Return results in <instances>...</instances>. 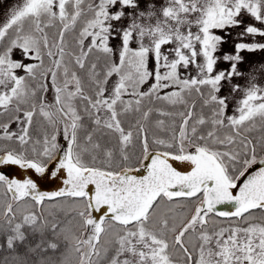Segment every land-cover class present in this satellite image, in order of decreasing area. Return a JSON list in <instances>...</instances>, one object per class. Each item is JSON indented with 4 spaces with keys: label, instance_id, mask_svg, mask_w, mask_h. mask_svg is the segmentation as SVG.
I'll return each mask as SVG.
<instances>
[{
    "label": "snow or ice",
    "instance_id": "obj_1",
    "mask_svg": "<svg viewBox=\"0 0 264 264\" xmlns=\"http://www.w3.org/2000/svg\"><path fill=\"white\" fill-rule=\"evenodd\" d=\"M241 25L234 53L218 55ZM247 36L264 38V0L11 4L0 21V165L66 178L46 192L0 174V264H264V84L253 74L264 64L232 83L245 76L241 53L264 51Z\"/></svg>",
    "mask_w": 264,
    "mask_h": 264
},
{
    "label": "rangeland",
    "instance_id": "obj_2",
    "mask_svg": "<svg viewBox=\"0 0 264 264\" xmlns=\"http://www.w3.org/2000/svg\"><path fill=\"white\" fill-rule=\"evenodd\" d=\"M14 2H19V0H0V21H2L4 19L5 13L8 11V8L11 4H13ZM244 23L245 24H249V23H254V21L251 20V18L245 16L244 17ZM244 29V25H241V27H237V28H233L230 29V35L225 36V43H223L221 45V53H228V54H233L235 51V44L238 42H241L238 39V35L239 33H241ZM220 35H224L223 33H218ZM68 41L70 44L73 43V37L71 35H69L67 37ZM243 42H260V43H264V38H261L259 36L256 37H251V36H247L244 37ZM87 43V42H86ZM110 43L113 46H116L119 43V40H111ZM241 55L244 58V62L240 63L238 65L239 69L241 71L245 72V76L244 78H234L232 83H238V84H245L246 80L248 79V69L249 68H259L261 64H264V51H256V52H242ZM14 58L16 59H20L19 54L17 53ZM94 58V56L92 57ZM33 61H29V60H25V63H32ZM47 60H46V65H47ZM150 69L153 67V65L150 63L149 65ZM229 68V63L224 62L223 60L219 61L217 64V70H225ZM23 74V73H20ZM255 75H258L260 77V79L257 81L260 84H264V74H260V73H253ZM115 79V78H113ZM152 83V81H149L148 84L144 85L142 90H147V88L149 87V85ZM165 91H169V90H165ZM229 92V87L225 86L224 89H222L221 95H227ZM163 94V93H161ZM242 94L241 93H236L235 96L230 97V110L231 107L234 106L235 101L237 99L240 98ZM44 101L46 104L52 105L54 103V93L51 90V86L49 85V91L47 93L44 94ZM154 106L155 107H159V108H164L168 111H178L179 109H172L170 106L166 105L164 102L162 101H155L154 102ZM52 111L55 112V107L52 108ZM158 117L154 114L152 117V120L154 121L155 119H157ZM133 117H128L127 120L125 121V126H128V123L133 121ZM168 119V118H166ZM176 121L177 123L179 122V117H176ZM41 123V119L39 116L34 117V126H38ZM12 130H16V125L13 124L12 125ZM156 132V129L154 128V126L152 124L149 125V136L151 137L152 134ZM135 143V148L132 150L134 152V155H132V159H131V163L134 166H137V156H139L140 153V145L139 142L136 141ZM150 150H158L156 146L151 144V139H150ZM2 191V190H0ZM49 211H53V209L51 208V204L49 202H46V206L44 209L45 215H47V213ZM75 213H72V215L70 216H64L62 213L60 214L59 218L61 220H68V219H72V216H74ZM78 219V218H77Z\"/></svg>",
    "mask_w": 264,
    "mask_h": 264
},
{
    "label": "water",
    "instance_id": "obj_3",
    "mask_svg": "<svg viewBox=\"0 0 264 264\" xmlns=\"http://www.w3.org/2000/svg\"><path fill=\"white\" fill-rule=\"evenodd\" d=\"M59 142L61 144H64L62 137H59ZM155 151V150H150ZM56 163L53 161L48 165L49 168H52V164ZM147 163V162H145ZM173 163V166L177 168L179 171H188L190 170V165H188L186 162H178V161H171ZM139 165H137L138 167ZM55 170L54 168L52 169ZM0 174L7 175L9 178L12 179H33L34 182L37 183L38 190L40 191H46L51 192L58 190L61 187H64L63 180L66 178V173L63 175L58 174L57 177H52L50 174L45 173L43 176L40 174L35 173L32 169H22L17 165H0ZM146 174V173H145ZM90 189L94 190V186H90ZM222 209L228 208L230 206H219ZM93 215L99 216V213H94Z\"/></svg>",
    "mask_w": 264,
    "mask_h": 264
},
{
    "label": "trees",
    "instance_id": "obj_4",
    "mask_svg": "<svg viewBox=\"0 0 264 264\" xmlns=\"http://www.w3.org/2000/svg\"><path fill=\"white\" fill-rule=\"evenodd\" d=\"M3 242V237L2 236H0V243H2ZM62 247H64V245L62 244L61 245ZM0 255H6V253H0Z\"/></svg>",
    "mask_w": 264,
    "mask_h": 264
}]
</instances>
